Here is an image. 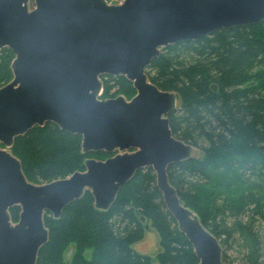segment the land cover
Masks as SVG:
<instances>
[{
	"label": "water",
	"instance_id": "1",
	"mask_svg": "<svg viewBox=\"0 0 264 264\" xmlns=\"http://www.w3.org/2000/svg\"><path fill=\"white\" fill-rule=\"evenodd\" d=\"M0 0V50L14 55L12 79L0 87V264H36L48 241L43 217L60 218L85 191L105 211L136 171L151 168L167 212L198 264H223L222 247L180 201L167 167L194 158L167 115L174 92L149 82L145 68L160 50L217 30L264 21V0ZM102 76H123L135 95L101 99ZM45 123L81 137L84 170L36 185L10 149ZM19 207L17 222L9 210Z\"/></svg>",
	"mask_w": 264,
	"mask_h": 264
},
{
	"label": "trees",
	"instance_id": "2",
	"mask_svg": "<svg viewBox=\"0 0 264 264\" xmlns=\"http://www.w3.org/2000/svg\"><path fill=\"white\" fill-rule=\"evenodd\" d=\"M13 58L8 48L0 50V87L12 79ZM145 73L158 89L174 92L178 98L176 109L167 115L172 135L204 154L202 159L167 167L180 201L218 239L223 264H230L226 250L235 234L241 264H261L264 242L253 221L259 217L264 222V198L250 191L220 197L205 187L215 185L216 172L222 175L227 170L242 185L264 193V21L168 45ZM101 81V99L135 95L132 83L123 76H102ZM10 151L34 184L83 171L86 159L114 155L83 153L79 135L52 123L15 138ZM19 211L18 206L9 210L12 222H17ZM226 213L234 217L231 225ZM247 213V222H242ZM43 221L48 241L40 248L36 264H198L165 208L151 168L136 171L105 211L96 209L85 191L65 206L60 218L46 212ZM147 223L158 238L154 259L132 247L143 239Z\"/></svg>",
	"mask_w": 264,
	"mask_h": 264
},
{
	"label": "rangeland",
	"instance_id": "3",
	"mask_svg": "<svg viewBox=\"0 0 264 264\" xmlns=\"http://www.w3.org/2000/svg\"><path fill=\"white\" fill-rule=\"evenodd\" d=\"M32 1L30 0V4L29 7L32 8ZM110 92H113V90H111ZM194 156L197 158L202 159L204 157V154H202V152L199 149H195L194 151ZM215 180L216 183L213 186H206L205 188L209 191L212 190L214 192H216L217 194H219L218 196H227L229 198H234L235 191L236 192H247L250 191L254 194H261V196L264 198V193L261 191H258L257 189H250L249 187L245 186L244 184L242 185L239 180L238 177L236 175H234V173L232 171L228 172L226 170V173L224 174H217L215 175ZM220 182V184H219ZM48 182H44L42 184H45ZM36 185H40V184H36ZM227 216H225V220L227 222L228 225H231V223L234 220L233 216H230L229 213H226ZM248 213L245 214V216L242 215L241 219L242 222H247L248 220ZM254 229L257 231V233L260 234L261 239L264 242V222L262 221V219H260L259 217H255L254 218ZM238 235V234H237ZM237 235L235 234V236L233 237L232 242L228 245L226 253L227 256L229 258L230 264H241V259H242V253L241 250L239 249V245L236 242ZM133 249L139 253L142 254H146L148 256H150L151 258L154 259L155 255L158 253L159 248H158V238L156 233L150 228V226L147 223V228H146V233L143 237V239L139 242H136L133 244ZM152 264H157L156 261H153ZM261 264H264V247L262 250V257H261Z\"/></svg>",
	"mask_w": 264,
	"mask_h": 264
},
{
	"label": "built area",
	"instance_id": "4",
	"mask_svg": "<svg viewBox=\"0 0 264 264\" xmlns=\"http://www.w3.org/2000/svg\"><path fill=\"white\" fill-rule=\"evenodd\" d=\"M124 0H104L107 5H120Z\"/></svg>",
	"mask_w": 264,
	"mask_h": 264
}]
</instances>
